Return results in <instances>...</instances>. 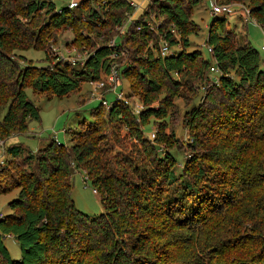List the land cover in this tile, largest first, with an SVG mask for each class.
Here are the masks:
<instances>
[{
	"label": "trees",
	"instance_id": "obj_1",
	"mask_svg": "<svg viewBox=\"0 0 264 264\" xmlns=\"http://www.w3.org/2000/svg\"><path fill=\"white\" fill-rule=\"evenodd\" d=\"M66 1L58 5L54 0H0V115L7 105L0 120V139L26 132L30 120H40V109L28 97L27 88L68 95L85 82L102 79L115 63L114 54H120L122 43L114 47L103 43L82 66L57 62L39 67L28 61L22 52L32 48L47 55V27L72 26L86 9L91 24L117 26L134 9L130 0L100 1L103 13L111 14L107 23L98 8L87 7L92 0L73 9ZM201 2L153 0L128 31L126 41L138 43L132 52L128 49L129 60H137L135 52L141 45L148 55L140 74L145 107L138 114L115 100L99 119L101 103L93 109L95 120L85 119L69 130L66 144L51 138L35 153L21 143L4 144L0 180L8 174L6 155H25L28 168L19 170L11 184L0 183V193L19 190L8 202L10 213L0 216V262L264 264L263 60L248 40L230 44L235 31L226 27L224 16L211 20L205 42L215 61L202 58L198 50L188 51L190 10ZM249 6L250 15L264 27V0H249ZM150 15L163 18L156 30L142 22ZM43 20L45 26L40 25ZM173 27L182 50L155 56L153 47L159 50L160 41L176 43ZM199 59L201 80L214 64L221 73L218 81L205 82L207 92L188 112L187 125L209 131L211 141L206 145L204 138L194 135L192 145L203 153L190 157L178 175L175 156L167 150L158 152L161 134L145 137L142 127L152 116L169 114L165 106H153L163 89L153 72H161L168 77L166 84L179 87L171 74L182 75ZM129 60L120 68L122 78L130 73ZM122 129L144 146L148 158L142 169L133 156L117 150L124 145ZM216 141L220 143L215 145ZM80 167L100 196L104 211L99 215L82 212L72 196V173ZM6 237L16 239L18 259L11 256Z\"/></svg>",
	"mask_w": 264,
	"mask_h": 264
},
{
	"label": "rangeland",
	"instance_id": "obj_2",
	"mask_svg": "<svg viewBox=\"0 0 264 264\" xmlns=\"http://www.w3.org/2000/svg\"><path fill=\"white\" fill-rule=\"evenodd\" d=\"M54 1L58 5L62 3V0ZM100 1L103 0H92L87 7L94 6L98 8L102 17L101 19L108 23L111 19V14L103 13V9L99 7ZM134 1L139 4V7L126 13L121 25L105 26L103 28L99 26L100 23L96 25L91 24L85 16L87 13L86 9L84 13L83 11L78 13L77 17L80 19L72 26L54 27L52 25L46 28L48 31L45 39L47 55L45 50L34 48L23 51L22 54L28 61H32L34 65L39 67L48 64L53 66L57 62L82 66L85 57L91 54L96 47L103 43L113 45L114 41H116V45L122 43L123 47H121L120 54L114 56L115 64L123 68L129 60L128 49L132 52L138 45V43L126 41L129 35L128 31L133 26L134 21L138 20L141 14L147 11L153 2V0ZM217 1L218 3H222L224 7H228L227 11L222 14L213 13L210 7V0H202L201 3L191 8L190 18L192 22L189 28L192 30V33L188 36L190 47L187 50H198L202 58H206L211 62L215 61L213 53L209 51V47L205 42L207 41L211 20L214 16H224L227 18L226 27L235 31V34H230L233 41L230 44L234 43L233 45H237L247 40L250 41L253 47L259 51L264 63V51L262 50L264 46V27L250 15L249 0ZM66 4H68L67 1ZM131 15L132 17L129 18ZM145 20L147 23L150 22L154 27H158L162 23L163 18H156L154 15H150V17L146 16L142 22ZM46 23L43 20L40 25L45 26ZM170 47L172 52L182 50L181 39L176 37V43L172 46L170 45ZM142 48L143 45H141L139 51L135 52L136 54L134 53L137 60H129L130 64H132L130 73L126 78L121 77L116 93L111 92L109 89L95 88L94 85L90 84L91 81L89 83L85 82L80 90L61 97L52 95V93H39L33 88H27L28 97L40 109V120H30L26 132L13 134L8 139L1 138L0 142H4L6 145L21 143L25 148L34 153L44 147L51 138H55L58 142L66 144L70 139L69 130L76 129L79 126V122L85 119L92 120L94 118L92 115L93 109L101 103L103 107L100 109L102 112L98 118L102 119L105 117L110 108L103 103V99H107L112 103L117 99V93L123 94L122 98L118 99L119 103L127 106L135 114H138V110L145 107L141 101L143 82L140 74L143 72L142 62L148 55L146 49L143 50ZM153 54L158 56L160 54L159 50L153 47ZM74 59L77 60L76 64L72 63ZM200 69L199 59L197 62L195 61L189 65L186 72L182 75L172 73V78L177 80L176 82L180 85L179 87L177 85L173 86L170 83L166 84L169 81L168 77L161 72H153L154 77L163 85L162 92L158 95L159 97L153 103V106H165L169 110V114L166 117H150L148 124L142 127L143 135L154 139L158 132L161 134L163 142H161L158 152L161 154L167 150L175 156L177 160L176 173L178 175L182 173L184 165L190 157L203 153V150L197 149L192 145L194 135L197 134L201 139L204 138L201 141L206 145L211 141L208 137L209 131L205 133V131H200L187 125L188 112L204 99L207 92L204 85L207 79L211 80L212 78L215 81L219 79V74L212 72L208 68L203 74V78L206 77V79L201 80L197 76ZM6 107L7 105L2 108L0 120L3 114H5ZM120 136L123 139L122 143L124 145L117 147V150H122L133 156L136 165L142 169L146 165L148 158L147 154L143 153L144 146L134 137L129 136L128 132L124 129L121 130ZM218 143L220 142L216 141L215 145ZM215 145L212 143L209 146L214 149ZM6 158H8V174L2 177L0 183L11 184L13 179L18 175L17 172L19 170H26L28 168L27 158L25 155L19 157H9L6 155ZM72 182V196L78 209L90 216L101 214L104 208L100 196L94 192V185L88 179L84 168L74 169ZM18 191L14 189L8 193H0V215L10 213L8 202L17 197ZM5 243L11 256L14 259H18L20 248L16 239L6 237ZM0 264L4 263L0 262Z\"/></svg>",
	"mask_w": 264,
	"mask_h": 264
},
{
	"label": "built area",
	"instance_id": "obj_3",
	"mask_svg": "<svg viewBox=\"0 0 264 264\" xmlns=\"http://www.w3.org/2000/svg\"><path fill=\"white\" fill-rule=\"evenodd\" d=\"M82 1H84V0H68L67 1L68 7L71 8V9L76 8V7H78L81 4ZM130 4L134 7L135 10L139 7V4H137L134 0H130ZM210 7H211L213 13H215V14H222L225 11H227V9H228L227 7H224L221 3H218L217 0H210ZM131 17H132V15L129 18H131ZM145 22H147V21L145 20ZM147 25L153 30L157 29V27H154L150 22H148ZM142 27L143 26L140 24V25L137 26V29L141 30ZM172 33L175 35V37L179 38V32L177 31V29L175 27L172 28ZM109 46H112V47L116 46V41H114L113 45L110 44ZM208 47H209L208 48L209 51L212 52V48L210 46H208ZM262 50L264 51V46L262 47ZM175 52L176 51L172 52L170 44H169L168 41H166V40H162L161 41L160 47H159L160 56L166 57V56L174 54ZM89 55H87L85 57L83 65L85 64V62H86L87 58L89 57ZM115 55L116 54H114V56ZM72 63L76 64L77 60L74 59L72 61ZM262 66L264 68V63L262 64ZM211 71L215 72V73H218L219 75L221 73L219 68H218V66L216 64H214L211 67ZM120 81H121L120 67H119L118 64L114 63L112 65L111 70H110V72L108 74L103 76V78L100 79V80L91 81L90 84L94 85L95 88H98V89H109L111 92H115L116 93V91L118 89V85L120 84ZM116 96H117L116 100H118L119 98H122L123 94L117 93ZM103 103L106 106H108L109 108L113 107V105H114V101L112 103H110L107 99H103ZM138 112H139V110H138ZM4 163H5V159H4V142H0V165H3ZM94 192L97 193V190L94 189Z\"/></svg>",
	"mask_w": 264,
	"mask_h": 264
}]
</instances>
